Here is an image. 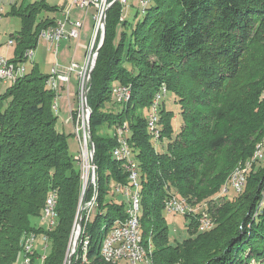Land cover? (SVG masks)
Masks as SVG:
<instances>
[{"label":"trees","instance_id":"16d2710c","mask_svg":"<svg viewBox=\"0 0 264 264\" xmlns=\"http://www.w3.org/2000/svg\"><path fill=\"white\" fill-rule=\"evenodd\" d=\"M140 8L124 17L118 0L106 10L104 41L88 82L97 209L84 223L89 263L122 264L106 262L99 251L129 204L114 189L129 181L125 162L112 154L121 127L140 179V239L152 247L148 264H264V167L252 166L241 193L220 192L233 168L264 142V0H149ZM56 9L40 0L17 13L22 28L14 62L26 61L24 52L35 48L41 29L54 25L53 17L39 13ZM47 75L32 67L0 94V264L16 262L25 232L47 235L43 264H63L71 244L82 175L68 143L74 132L57 128V94ZM116 85L128 87L127 101L113 99ZM162 85L178 104L182 124L175 132L163 96L155 140L147 112ZM50 192L57 196L56 221L47 230L33 219ZM91 193L92 184L84 199ZM169 195L186 205L205 203L202 212L215 218L213 228L198 231L192 218L188 236L171 242L163 215Z\"/></svg>","mask_w":264,"mask_h":264},{"label":"rangeland","instance_id":"374dc122","mask_svg":"<svg viewBox=\"0 0 264 264\" xmlns=\"http://www.w3.org/2000/svg\"><path fill=\"white\" fill-rule=\"evenodd\" d=\"M35 1H40V0H0V8H2L1 15H0V46L6 45L8 40L12 39L13 40L12 47L16 48V46H17V42H16L17 38H16V36H18V32L22 28L21 16L18 15L17 13L18 12L25 13V11L22 12V10H24V8L27 7L28 4L33 3ZM46 2H48V3L53 2L54 3L55 1L46 0ZM57 2L58 1H56L55 3H57ZM124 2H125V3H123V16L124 17H126L128 14L129 15H133V13L136 10H138V7L140 8V6H141V5L139 6V0H124ZM150 2H151V0H150ZM105 14H106V12H105ZM39 16H48V17L52 18V17H55V16L56 17L59 16V12H58V9L49 10V11H44L43 10L42 12L39 13L38 17ZM122 19H123V17H122ZM40 32L38 34V39L39 40H38V43L36 44V46H38V47H40L44 43V41H43L44 38H41L39 36ZM100 34H101V29H100V31L97 34L96 43L99 42V40H100ZM49 49H51V48H49ZM52 53L53 52H50V51L46 53L45 61H43V59L42 60H39V59L36 60V56L34 55V59L39 64V67H34L36 69V72L42 73V74H45V73L49 72V66H50L49 59H50ZM24 62L25 63L27 62L25 66H28V67H30V65L32 64V62L29 61V60H26ZM8 85H9L8 82L0 81V94H3L5 92V90L7 89ZM59 88H60L59 91L56 92L58 108L55 110L52 107L54 109L56 115H57L56 125H57V128H59V130L64 131L66 134H69V133H72V132H74V134H75L74 136L72 134L68 135V143H69V148H70L71 153L72 154H76L78 159H79V164H80L79 168L81 169V175H82L81 176L82 177L81 178V181H82L81 184L83 185V177H88V179H90L92 177H95V171H94L95 168L93 170L90 167H88V168L85 167L82 164L83 163L82 159H80V157H79V155H81L80 154L81 148H83V150H84V145L82 143L83 140L81 138L82 132H83V128H84L82 126L86 127L85 131H86V134H87L88 114H86V110H85V112L84 111L82 112V110H81V104H80L81 101L78 98V94H77V88H78L77 77H76V75L74 73H73V75L70 76L69 93L67 92L65 85H64V87L59 86ZM67 93H68V95L70 97V101L71 102L68 101ZM166 93H165V95H166ZM165 95H164V97H165ZM112 96H113V99H114L113 91H112ZM166 97H167L165 99L166 100V106H167V108L171 109L174 112V115H175V118L172 121H173V125H174V130L176 132V131H178L180 129V125L182 124L181 116L179 114V107H178V104L173 101V95L171 93H168L166 95ZM68 102L70 103L69 106H68ZM118 103H122V102H118ZM70 105H71V108H73V106L75 105V107H74L75 110H73L72 112L70 111ZM74 115L76 117L75 119H74ZM71 119L74 120V121H72ZM68 120H69V122H68ZM76 124L79 126L78 127L79 128V132L78 133L75 132ZM102 129L106 130V127L102 126L100 128V131ZM86 140H87L86 143H88V147H89L88 136H87ZM156 145H158V143ZM161 146L162 145H158L157 146V150L159 152L162 151V147ZM254 150H255V152L253 151L254 152V156L252 158L250 157V158L245 159L242 162H239L233 168V170L231 171L227 181L229 180L230 176L233 174V172L235 171L236 168L244 170L245 182H246L247 173H248V171H250V169L252 168L253 165H254L253 166L254 170H256L258 167H264V142H263V140L259 141L256 144ZM255 159H257V160H255ZM95 179H96V177H95ZM139 183H140V179H139ZM244 187H245V185H244ZM133 190L134 189H132V191ZM243 190H244V188L241 191H239V192L234 190L235 191L234 193L239 194ZM115 191H116V189H115ZM231 191H233V189H230V191H228V192L230 193ZM220 192H221V189H220ZM229 193L224 194V196L228 195ZM80 199H79V201H80ZM88 200L84 199V201H88ZM219 202H221V201H219ZM187 204H188L187 208H188L189 212H185L184 214L183 213L166 214L164 212V214H163L164 218L167 221L168 233H169V238H170L171 242L182 240V239H184V238H186L188 236V231L186 230L187 229L186 225L189 223L190 219H192V218L196 219V221H197V229H199L198 225H199L200 217L203 214L202 209L205 207V203H203L202 205H198V204L190 205L189 203H187ZM78 205H79V203H78ZM96 212H97V209L93 208L92 217H93V215ZM75 217H76V215H75ZM210 217H211V220H212V227L211 228H213V226L215 225V218L213 216H211V215H210ZM74 221H75V219H74ZM74 221H73V224H74ZM41 222L42 221H41L40 217L33 219V223L35 225L43 226L45 228L46 227L45 224H43ZM73 226L74 225H72V229H73ZM198 231H200V229ZM71 233H72V230H71ZM39 236H41V235H39ZM70 237H71V234H70ZM69 240H70V238H69ZM35 243H36V249H38V251L40 252V247L42 246L41 237H37ZM68 245H69V242H68ZM49 249H50V245H48L47 252H46L45 255H47V253L49 252ZM150 250L152 252V247L150 248ZM21 255L18 256V258H17V260H16V262L14 264H20L21 263V258H22ZM68 255H69V249L67 248V253H66V256L64 258L63 264H65L67 262ZM45 258H46V256H45ZM44 261H45V259H44ZM251 264H254V263L252 262Z\"/></svg>","mask_w":264,"mask_h":264},{"label":"bare ground","instance_id":"6f19581e","mask_svg":"<svg viewBox=\"0 0 264 264\" xmlns=\"http://www.w3.org/2000/svg\"><path fill=\"white\" fill-rule=\"evenodd\" d=\"M149 0H144L141 1L140 5L143 7L148 3ZM125 3V2H124ZM123 20V19H122ZM45 30H42L40 32V37L44 38L46 42L49 43V45H55L57 44V38H49V41H47V36H45ZM51 47V46H50ZM24 57L26 60H29L33 62L34 59V49H27L24 52ZM25 68L26 72V66L25 62H12V81L16 80L19 78L21 75L22 69ZM48 77L46 78L45 82L47 86H49L53 91L57 92V89H54L55 86V78H51V74L47 75ZM113 93H116V86L113 87ZM166 93V87L162 85L160 89L154 94V97L152 98L150 107L147 112V118L149 121V129L150 132H152V136L155 140L158 139L159 137V128L157 126V112H158V106L163 98V96ZM130 91L128 87L124 86V96H119V101L124 102L127 101L129 98ZM52 107L56 110L58 108L57 105V98L55 97L53 101ZM123 138V142H121ZM121 142V146H120ZM117 145L112 151L113 156L118 159V160H123L125 162V167L127 171L129 172L128 166L132 167V176L128 175V185H122V187L128 188L125 190L124 195L127 197L129 204H128V209H127V215L124 218V220H116L115 223H113V226L109 229L108 233L102 238L100 242V256L107 262L110 263H116L120 261H116L111 255H107L106 253H101V251H105L106 246H107V241H109V238L111 237V234L113 233L114 229H117L118 226L122 223V225H132V235L134 239V248L137 250V253H134V264H148L150 261L151 257V250L150 246L145 245L143 242H141L140 239V222H139V177L137 174V171L135 169V162L132 157V152L131 148L129 147L127 143V139L125 137L124 131L121 129V131H118L117 135ZM95 168V167H94ZM248 168V167H247ZM244 170L236 168L233 174L230 176L229 180L222 186L221 192L222 193H229L230 189L236 190L237 192L241 191L245 185V175H244ZM96 179L95 177L91 178V184L95 185ZM236 185H233L235 184ZM114 189L118 192H122V188H116V185L114 186ZM132 189H134L132 191ZM80 201L79 205L77 208L76 212V217L74 221V226H73V231H72V238H71V244L69 248V253L73 249V242H74V236L76 233V228H77V219L78 216L80 215L81 217V212H83V203H84V185L82 186L81 189V194H80ZM173 202L176 204V207H174V213H184L185 211L182 208H185V202L183 199H180L178 197H174ZM53 202V205H52ZM56 203H57V196L55 192H50L48 193L44 206L42 208V212L40 215L41 223L45 224V228L47 230H50L53 228L55 225L56 221ZM92 203H96V196H92ZM52 207H51V206ZM49 212V221H43L45 219L46 214ZM164 212L166 213V209H164ZM212 225L211 220L208 221L207 224H199V229L200 230H205L209 229ZM86 231V230H85ZM41 235V236H39ZM41 237L42 240V246L40 247V252L38 249H36V238ZM27 240H30V252H29V259L30 260H25L26 264H43L44 259H45V254L47 251L48 247V237L45 233L37 234L33 233L31 236V232H25L22 236L21 239V257L24 258V249L23 245H25V242ZM89 236L82 231V236L78 238V248H77V253L75 255L74 261L73 262H78V264H90L88 260V250H89ZM77 247V245H76ZM76 249V248H75ZM74 249V251H75ZM21 258V261H22ZM123 260L127 263L130 264V257H123ZM21 264V263H20ZM65 264H68L66 262Z\"/></svg>","mask_w":264,"mask_h":264},{"label":"built area","instance_id":"2783aa9c","mask_svg":"<svg viewBox=\"0 0 264 264\" xmlns=\"http://www.w3.org/2000/svg\"><path fill=\"white\" fill-rule=\"evenodd\" d=\"M122 5V11H123V3L124 0H119ZM141 1L139 0V6ZM73 6L80 10H84L85 13L88 12L89 9H94L93 13V31L92 35L90 37L89 43L86 46L85 54H84V60L82 63L78 64L74 60H71V62L63 67L59 68L58 64L55 63L50 70L51 78H55V86L54 89H58L59 86L62 85V87H66L67 92H69V84H70V76L75 73L77 77V94L78 98L81 101V110L82 112H85V91H88V80H87V74L88 72L93 68L95 59H96V47L98 46V43H96V37L100 29H102V18L105 16L106 9L109 4L108 0H71ZM2 8H0V15H1ZM121 20V16H120ZM83 26V20L81 19H72L70 17L69 11H64V17L63 19L56 20L54 25L43 28L41 30H45V36H47V41H49V38H57V44L59 41L63 39H75L78 40L80 37V33ZM13 43L12 39H9L7 42V46H10ZM49 48L50 47L49 45ZM14 60H10L4 55L0 54V81L8 82L9 84L13 83L12 81V62ZM26 74L25 68L22 69L21 75ZM61 83V84H60ZM60 84V85H59ZM119 96H124V85H116V93H114V99L116 101H119ZM75 109H71L72 112ZM69 121V120H68ZM147 123L149 121L147 120ZM79 126L76 124L75 126V132H79ZM83 132H82V140L84 145V150L81 148L79 157L82 159V164L85 167H90L94 170V166L90 164V154L88 150V143H86L87 134L85 131V126H82ZM120 128L121 131V127ZM123 142V138L121 140ZM120 142V146H121ZM87 144V145H86ZM82 145V144H81ZM129 169V175L132 176V167L128 166ZM83 185H84V195L87 189L88 185H91V178L88 179V177H83ZM233 185H236L233 184ZM93 186V193H91V197L88 201H84L83 203V212H81V224L80 226L77 224L76 233L78 238L82 236V231H84V223L87 221V219L90 216L91 211L96 206V203H92V196H96V187ZM116 188H122V194H124L125 190L128 188L122 187V184H116ZM225 194V193H224ZM53 205V202H52ZM51 206V205H50ZM52 207V206H51ZM174 207H176V204L173 202V198L171 195H169L165 201H164V209H166V214H174ZM188 205H185V208H182L184 211H188ZM211 217L209 214H202L200 217L199 224H207L208 221H210ZM43 221H49V212L46 214L45 219ZM55 226V225H54ZM132 225H122V223L118 226L117 229H114L113 233L111 234V237L109 238V241H107V246L105 251H101V253H106L107 255H111L116 261H121L123 264V257H130V264H134V253H137V250L134 248V239L132 235ZM199 228V225H198ZM34 232H31V236ZM74 236V238H75ZM74 244V242H73ZM24 249V258H22L21 264H26L25 260L29 259V252H30V240L26 239L25 245H23ZM47 252V251H46ZM75 253L74 249H72V256L71 259L68 261V264H78V262H73V254Z\"/></svg>","mask_w":264,"mask_h":264},{"label":"crops","instance_id":"0c3cea01","mask_svg":"<svg viewBox=\"0 0 264 264\" xmlns=\"http://www.w3.org/2000/svg\"><path fill=\"white\" fill-rule=\"evenodd\" d=\"M52 1H55V2L58 1L57 3H55V2L49 3L50 5H55L56 8L58 9V12H59V16L53 17L54 20L63 19L64 11H69L70 17L72 19L83 20V26H82L80 37L78 40L63 39V40L59 41L58 44H55V45L50 44V46H52V48L49 49V43L42 39L44 41L43 45H41L40 47H38L36 45L34 46L35 47L34 48V52H35L34 55L36 56V60L37 59H39V60L43 59V61H45L46 53L49 51L53 52L50 59H49V63H50L49 72H47L45 74L50 73V70L52 69V67L55 63L58 64L59 68H63L65 66H67L71 62V60H74L78 64L83 62L85 49H86V46L88 45L90 37L92 35L93 21H94L93 16H92L94 13V9H92V8L89 9L87 13H85L84 10L82 11V10L76 8L75 6H73L71 0H52ZM38 40L39 39H37L36 44L38 43ZM12 44L10 46H7V44L0 46V54L4 55L5 57H7L10 60H14V59L18 58L17 53H16V51H18V50H16V48L12 47ZM36 60L33 59L32 64L30 63L31 64L30 67L26 66L27 71L31 70L32 67H39V64H38V62H36ZM26 63H25V65H26ZM60 86L62 87V85H60ZM57 91H58V89H57ZM68 93H67L68 101L71 102ZM69 102H68V106L70 104ZM75 105L73 106V108H71V105H70V110L75 109L74 108Z\"/></svg>","mask_w":264,"mask_h":264},{"label":"water","instance_id":"95a60500","mask_svg":"<svg viewBox=\"0 0 264 264\" xmlns=\"http://www.w3.org/2000/svg\"><path fill=\"white\" fill-rule=\"evenodd\" d=\"M118 0H111L108 4V6H112L115 2H117ZM107 7V9L109 8ZM106 9V10H107ZM101 24H102V29H101V34H100V40H99V43H98V46L96 47V53H98V50L100 49V46L103 44V41H104V32H105V16L103 17L102 21H101ZM92 70V69H91ZM91 70L88 72L87 74V80L89 82V79H90V73H91ZM85 110H86V114H88V121H89V115L91 113V110H90V107L87 103V90L85 91ZM89 123V122H88ZM89 125V124H88ZM87 136H88V142H89V154H90V164L92 166H94V160H93V154H94V145H93V142H92V137H91V131L89 129V126L87 128ZM77 224L80 226L81 224V217L80 215L78 216V219H77ZM78 235L77 234L74 238V244H73V249L76 248V245H77V242H78ZM71 256H72V251L69 253L68 255V259H67V262L71 259Z\"/></svg>","mask_w":264,"mask_h":264}]
</instances>
